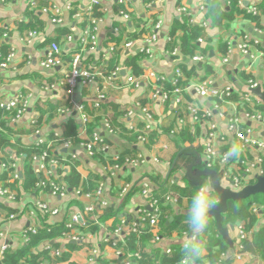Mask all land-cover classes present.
Returning <instances> with one entry per match:
<instances>
[{
	"label": "crops",
	"instance_id": "0c3cea01",
	"mask_svg": "<svg viewBox=\"0 0 264 264\" xmlns=\"http://www.w3.org/2000/svg\"><path fill=\"white\" fill-rule=\"evenodd\" d=\"M31 1L35 2L34 9H30ZM90 1L0 0V47L6 45L12 55L8 67L0 70V101L22 97L27 103L26 111L16 121L10 118L13 113L6 112L0 116L10 129L7 134L0 127V132L8 136L10 143L18 140L23 147L45 143L47 149L62 160L55 168L52 178L58 185L65 187L64 175L57 173L59 169L66 171L65 163H76V171L85 183L90 177L100 179L89 192L79 193L78 190L65 189L64 195H53L48 187H39V183L46 177L34 158L27 163L23 157L17 158L12 150L0 151V160L14 165L11 172L18 175L13 180L11 173L0 167V187L9 193L8 196H0V205L3 206L0 208V262L5 251L13 252L27 244L29 235L26 241L24 231L36 227L37 232L46 223L50 227L64 225L68 233L73 231L81 239L72 241L65 235L58 238L56 242L59 246L51 247L49 252L50 257L55 260L54 264H123L126 260H129V264H137L135 254L125 251L123 233L127 232L128 221L137 219L141 215L140 210L148 209L146 200L140 195V182L143 179L151 181L153 194L158 198L160 192L164 191L163 186L194 188L204 177L205 185L212 183L208 175L197 177V173L204 168V135L210 121L215 123L218 132L225 138L226 143L222 148L227 155L233 144H238L235 135L228 130L231 117L239 118L241 128H250L252 137L264 142V121L243 117L246 112H252V108L264 112V101L256 95L252 94L251 103L244 100L245 95L249 94L246 86L249 80L256 82L264 92L263 0H217L225 12L230 11L234 15L231 22H223L220 27L211 24L207 9L209 0L204 11H199L198 0H127L126 4H120L117 0H98L94 25L87 13ZM147 3H151L149 7ZM53 7L61 12L62 24L51 22L54 14L49 10ZM183 7L192 13V22L179 12ZM252 9L256 12L252 13ZM121 11L128 14L127 19L120 14ZM76 15H79L78 18ZM181 18H186L194 25L200 26L202 22L207 24L203 29L210 43L201 42L200 45L210 47V50L200 66L192 59L187 62L189 66L196 64L200 69L197 78L182 88L180 103L177 104L172 95L162 99L156 94L157 87L162 89V86L153 75L171 80L183 61L178 47L171 52L167 50L171 40L170 30ZM156 23L160 24L157 39L147 44L146 38L152 33ZM61 29L67 30L69 34L60 35L58 30ZM84 34L87 37L93 35L95 44L83 45L81 39ZM181 34L178 30L175 36L178 38ZM68 36H72L71 41H67ZM53 42L60 49V64L46 69L41 66V61ZM220 42L227 46L225 55L219 52ZM126 43H130V46L125 47ZM241 43L248 44L250 56L241 54L238 47ZM75 55L81 57L84 67L94 71L95 77L91 83L77 85L70 103L62 80ZM135 56L143 70L138 77L132 74L130 66L126 64L127 58ZM205 63L212 69V73L208 75L201 69ZM131 76L135 78V83L128 82L127 79ZM201 78L204 79L200 81ZM204 81L211 82V86L218 90L228 88L229 99L224 97L223 100L216 101L199 96L193 90V85ZM99 95L103 96L100 101ZM187 103H194L201 110L208 111L211 118L194 122L187 113ZM80 108L87 115L85 123L81 121ZM65 109L71 112H62ZM39 115L41 121L37 125ZM70 117L75 118L79 125L78 137L81 142L64 149L61 147L62 142L58 143V140H61L62 127ZM96 119L98 122L93 127L92 134L99 132L108 146L100 157L96 154L90 156L83 146L92 137V134L88 137L85 127L93 124ZM109 119L114 121L112 126ZM105 121L109 128L105 127ZM145 130L148 131L146 141L141 142L138 135ZM51 134L56 140L49 139ZM152 134L154 136L150 138ZM198 147H202V150L198 151ZM130 149L136 151V156L142 155L144 162L135 167L123 163L118 170L109 172L108 166L115 163L114 157L119 158L120 154ZM257 156L256 148L250 147L238 156H230V169L228 165H218L216 173L220 186L232 191L231 181L226 178L225 172L238 168L235 172L240 173L241 166L244 167L243 175L251 183L254 174L258 172ZM27 164L39 181L33 189L23 191L21 180ZM260 167L264 171V164ZM246 169L248 172H245ZM5 172L8 173L2 179ZM99 183L105 185L104 198L108 201V207L113 206L117 210L115 218H108L104 222L99 220L104 209L96 207L92 214L84 212V208L94 202L87 194L92 193ZM124 185L130 188L120 195V189ZM10 195L12 198H9ZM127 195L129 197L125 200ZM171 195L172 212L168 224L173 221V216L191 213L187 198H182L180 204H177L176 194ZM37 203H45L49 210L56 209L58 212L56 215L43 213L36 209ZM74 214H80L83 223L69 229L67 224ZM9 215L14 217L9 219ZM123 219L125 222L120 225ZM239 224L245 226L244 222L237 221L234 226L223 227L224 237L216 229V237L230 248L221 259H231L232 264H245L253 259L248 253H242L239 260L233 258V251L239 244ZM119 225L122 230L119 235H115L114 230ZM263 227L264 218L257 215L255 224L247 231L251 232L247 239L251 240L252 234ZM106 238L115 241V247L111 242H105ZM193 239L189 227L179 235L174 232L170 238L160 239L155 246H147L145 251L150 252L156 248L166 253L173 245L185 247ZM68 243L76 248H67ZM4 244L7 249L1 252ZM51 244L52 242L45 240L36 250H47ZM62 255L66 257L56 259ZM254 263L264 264V261L257 257Z\"/></svg>",
	"mask_w": 264,
	"mask_h": 264
},
{
	"label": "trees",
	"instance_id": "16d2710c",
	"mask_svg": "<svg viewBox=\"0 0 264 264\" xmlns=\"http://www.w3.org/2000/svg\"><path fill=\"white\" fill-rule=\"evenodd\" d=\"M145 1H152V0H145ZM208 15L211 21V24L216 27H220L223 25V22L229 23L233 20V13L225 12L221 7L220 3L217 0H209L207 4ZM262 8L264 11V0L262 3ZM98 8L95 7L93 12L96 14ZM180 30L182 32L181 36L178 38L175 36L176 32ZM58 33L63 36H67L69 32L67 30H58ZM170 37L171 40L168 42L167 50L171 52L174 50L175 47H178L179 54L183 61L178 65V70L180 72V76H174L173 79L168 80L165 79L164 81H159L158 84L162 86L163 92H171L174 87L184 88L188 83L197 78V74L199 71V67L194 64L192 66L188 65V61L192 59L197 53L201 55L209 54L210 47H201L200 43H198V39H202V42L210 43V39L207 38L204 34V29L199 25H194L188 22L186 18H181L180 21H177L174 27L170 30ZM219 52L222 54H226L227 46L224 42H220L218 46ZM9 54L8 47L6 45H2L0 47V63L6 58ZM126 64L130 66L131 72L134 76L138 77L142 75V68L138 64V57H130L126 59ZM202 67V66H201ZM205 75L212 73L211 67L205 63L201 68ZM204 78H201L202 81ZM175 81V83H174ZM173 84H175L173 86ZM229 99V97H227ZM230 99H232L230 97ZM218 101L217 99H215ZM53 111V110H52ZM5 111L0 109V116L5 115ZM53 114V113H52ZM41 117L37 119V125L40 124ZM110 121V119H109ZM97 119L93 124H88L86 128V134L88 137H91L93 132V127L97 124ZM114 124L113 119L110 121L109 124L111 126ZM0 127L3 129L4 132L7 134L10 132V129L7 125L6 121L0 119ZM78 129L79 125L75 122V118L70 117L66 123L62 127V136L59 142L69 141L72 146L79 144L81 141L78 137ZM154 134L150 138H152ZM49 139H55L56 137L53 134L49 135ZM104 143H106L104 141ZM107 144V143H106ZM99 147L96 146L94 151L97 157L103 153L99 151ZM3 149H9L14 152L17 158L23 157L25 162H31L35 156L41 155L44 151H46L49 156H56L50 150L47 149L45 143L38 144V145H31L29 147H23L19 144L18 140L15 143H10L8 136L0 132V151ZM198 151L202 150V147H198ZM221 152L224 153L225 151L223 148ZM136 157V151L134 149H130L127 152H124L119 155L118 160L116 161L117 164L123 165L127 158H134ZM49 158V157H48ZM58 161L62 163V160L58 158ZM48 160V159H47ZM67 169H59L57 173H62L63 182L66 189L71 190H78L80 193L89 192L95 188V184L100 179L96 177H90L86 183L84 180L81 179L80 175L76 171V163H65ZM204 165V164H203ZM204 167V166H203ZM213 170H218V165L213 167ZM240 173L244 174V167H240ZM8 172H5L2 176V179H5ZM23 179L21 188L23 191H29L35 187L36 182H38L37 175L32 171L30 166L27 164L25 166L23 172ZM206 177L203 178L202 182L196 185L194 188H180L175 185L172 186H163L162 189L164 191L160 192L159 194V216H158V223H157V230L153 231L150 228L148 220H145V227L142 229V232L139 235H136L131 232L123 233V245L125 251L131 252L134 254H138V257H135L134 260L137 264H179L182 260L185 259L184 255V247L181 245H173L170 249L169 253H162L158 249L153 248L150 252H146L145 248L147 246H155L156 242L154 238L157 236L160 239L170 238L174 232L178 235L182 231H186L189 229V225L187 221L190 218V213L188 214H180L173 216V221L171 223L168 222V218L172 212L171 201H166L165 197L170 196L171 194H176L177 196V204H180L182 198H187L189 201V206L191 207L193 203V199L195 195L198 193L200 188L205 186L204 180ZM97 181V182H96ZM171 193V194H169ZM130 195V194H129ZM127 195L126 199L129 197ZM258 195L249 197L248 199L240 200V201H228L226 210L221 214V225L222 227L227 226H234L237 221H242L245 223V230H250L256 222V216L252 211V207L254 205H263V202L258 200ZM217 196V195H216ZM262 196V195H261ZM264 196V195H263ZM0 208H3L0 205ZM117 216V210L114 209L113 206L104 208L103 214L99 217V220L104 222L108 218H115ZM217 227L216 222L212 216H210L209 224L207 229L204 232L203 237H194L193 240L196 239H203L204 244L206 246V252L204 258L202 260H198L197 264H232V260H223L221 259L223 255L227 254L230 250L227 243L222 240H219L217 235ZM68 232V229L64 225H57L54 227H50L46 223H43L42 227L37 230L34 234H29V241L24 246L18 248L17 250L10 252L5 251L1 258V264H54L55 260L50 257V249L51 247H58L59 244L57 241L58 238H62ZM52 242V244L47 248V250H36L37 247L43 241ZM192 240V241H193ZM191 241V242H192ZM190 242V243H191ZM242 246V253L250 254L253 259L245 264H257L254 263L256 258H261L264 261V227L260 228L257 232L252 234V239L248 240L242 239L239 241ZM189 243V244H190ZM204 246V245H202ZM67 248L73 250L76 246L68 243ZM66 255H62L58 259H64ZM188 262L191 261V257L188 258Z\"/></svg>",
	"mask_w": 264,
	"mask_h": 264
},
{
	"label": "built area",
	"instance_id": "2783aa9c",
	"mask_svg": "<svg viewBox=\"0 0 264 264\" xmlns=\"http://www.w3.org/2000/svg\"><path fill=\"white\" fill-rule=\"evenodd\" d=\"M117 1L120 4H124V3L126 4L127 2V0H117ZM198 3H199V6H198L199 11H204L206 9L205 5L207 3V0H198ZM150 4L151 3H147V7H149ZM98 5H99L98 0H91L90 6L87 9V13L91 16V23L93 25L95 24L97 20L94 17L93 10L95 7H98ZM34 7H35V2L31 1L30 9H34ZM49 11H51L54 14V16L51 19V22L57 25L62 24L61 12L59 11V9L57 7H53ZM179 12L182 15L189 17L190 21L192 22V13L188 11L186 7L180 8ZM251 12L255 13L256 10L252 9ZM120 14L125 19L128 18V14L122 11L120 12ZM78 16L79 15H76L75 17L78 18ZM200 26L205 29L207 27V24L205 22H202ZM159 29H160V24L156 23L153 26L152 33L146 38L147 44L153 43L157 39V32ZM71 39H72V36L67 37V41H71ZM94 41H95V37L93 35H90V37H87V34L81 39V42L83 45H86L88 43L94 45L95 44ZM201 42H202V39H198V43H201ZM128 46H130V43L125 44V47H128ZM238 47L242 55L244 56L251 55L250 48L247 43H241ZM146 51L149 52L148 49ZM59 56H60L59 46L54 42L51 43L45 58L41 61V66L43 68L50 69V68H53L59 65L60 64ZM11 58H12L11 54H8V56L4 58V60L0 63V70L8 67V64L10 63ZM205 58H206L205 55H201L200 53H197L195 56L192 57V61L194 63H197V62L202 63L205 60ZM174 75L177 77L180 76V72L178 69L175 71ZM94 77H95L94 71L87 67H84L83 64L81 63V57L79 55H75L73 59L71 60L69 64V69L66 71L64 78L62 80V85H64V89H65V95L71 100L70 103H72L74 89L77 87V85L79 84L85 85V84L91 83ZM153 77H155L157 82L165 80V78L161 76L153 75ZM127 80L130 84L135 83V78L132 76L128 77ZM174 85L175 84H173V86ZM246 86H247V91L249 94L245 95L244 100L247 103H251L253 102L251 101V97H252L251 90L256 87H260V86L252 80L247 81ZM157 89L158 90L156 91V94H159L162 99H166L172 95L174 97L175 102L177 104L180 103L179 96L182 91L181 88L175 86L174 89L169 93L163 92L161 87H157ZM193 90L201 97H207L212 100L217 99L218 101L219 100L221 101L223 100L224 97H228L230 95V90L228 88L218 90L212 87L211 82H208V81L194 84ZM102 98H103L102 95L98 96L99 101ZM26 108H27V103L22 97H15L8 101H0V109L4 110L5 112L13 113L12 117H10L12 121H16L20 119L21 116L26 111ZM79 110L81 112V121L82 123H85L87 121V115L85 113H82V108H80ZM186 110H187L188 115L191 117V119L194 122L206 121L209 118H211V113H209L208 111L201 110L194 103H187ZM251 111L252 112H246L243 115V117L249 120H254V121H264V112H260L257 108H254V109L252 108ZM62 112H71V111L69 109H65ZM129 114H131V112H129ZM104 125L106 128H109L107 121H105ZM146 129L149 130L148 127ZM228 130L231 134L235 135V138L238 141L237 143L243 146V149H244L243 152L248 150L250 147L256 148L258 152V156L256 157V164H257L258 172L254 174V177L252 178L253 181L251 183H249V179L246 176L235 172V171H238V168H235L234 170L232 169L230 171L228 170V172H225L226 178L232 182V188H233L232 190L240 191L245 186L252 184L257 176H264V171L260 169L261 168L260 166L264 164V142L255 140L252 137V130L250 128H241L239 125V118L237 117H231L229 119ZM147 134H148V131L146 130L144 132L141 131V133L138 135L139 141L141 142L146 141ZM225 143H226L225 138L220 135L215 123L213 121H210L207 126V131L205 132V135H204V159H203L204 168L213 169V167L216 165H228L229 166L228 168L230 169V164H228L230 161V157L226 153L221 152V148L225 145ZM71 146L72 145L69 141L68 142L63 141L61 143V147L64 149H68ZM83 146L85 147V149L87 150L90 156H93L95 154L94 149L96 146L99 147L98 149L101 152H106L108 149V146L104 143L103 137L97 131H95L92 134L91 139L85 142ZM72 158H74V156ZM34 159L36 163H38V167L40 171H43L46 177L44 181L39 183V187L40 188L48 187L51 190V193L53 195H60V196L64 195L66 188L64 186L56 184L52 180L54 176V170L60 164V162L57 159V156H49V154L46 151H44L41 155L35 156ZM117 160H118V157L117 156L114 157L115 163L110 164L108 166L109 172L116 171L120 168L121 165L116 163ZM142 162H144L143 157L142 155L138 154L134 158H127L124 162L125 163L124 165L135 167ZM235 163L238 164L237 162ZM0 167L4 170L9 171V173H11L12 175L11 179L14 180L18 178V175L16 174V172L14 173L11 172V169L15 167L14 165L5 164L4 162L0 160ZM245 172H248V170L246 169ZM129 188L130 187L128 185H124L120 189L121 191L120 195H123L124 193H126V191ZM104 193H105V185L104 183H99L96 189L92 193L87 194V196H90L91 198L94 199V202L90 205H87L84 208V212L86 214L94 213L96 211V207L100 209H104L108 207V201L104 198ZM8 194L9 193L6 189L0 187V196H8ZM140 195L146 200L148 209L140 210L139 212L141 215L137 219L130 220L127 223L128 224L127 231L134 233L136 235H139L142 232V229L145 227V220H148L150 228H152L153 231H156L157 223H158V216H159V211H158L159 206L158 205H159L160 199L157 197V195L153 194V188L151 185V181L149 179H143L140 182ZM9 198H12L11 195L9 196ZM165 200L172 201V197L166 196ZM36 209L43 213H49L50 215H56L58 212L56 209L49 210L45 203H37ZM252 211L255 214L260 215L264 218V205H259V206L254 205L252 207ZM8 217L9 219H12L14 215H9ZM94 222L96 223V220H94ZM124 222L125 220L123 219L120 225L124 224ZM81 223H83L82 216L80 214H74L71 216L70 222L67 224V227L69 229H72L73 226L81 225ZM120 225L114 230L115 235H119V233L121 232L122 227ZM35 232H36V227L28 228L26 231H24L23 235L25 237V240L26 241L28 240L29 234H34ZM250 234L251 232H247L244 229L243 224L238 225L239 241H241L242 239L248 238ZM65 237L72 241L81 240L79 234L73 231H71L70 233L67 232L65 234ZM154 241L157 243L160 241V238L156 236L154 238ZM105 242H111V245L114 247L116 245L115 241L109 240L108 238L105 239ZM6 249H7V246L5 244L2 245L1 252H4ZM241 250H242V246L239 242L237 248L234 249L233 251L234 259L236 260L241 259V255H242ZM169 252L170 250L167 249L166 253H169ZM134 256L138 257V254H135ZM183 261L184 260H182L179 264H182ZM129 263H130L129 260H126L123 264H129ZM185 264H190V262L186 261Z\"/></svg>",
	"mask_w": 264,
	"mask_h": 264
},
{
	"label": "clouds",
	"instance_id": "9594fccd",
	"mask_svg": "<svg viewBox=\"0 0 264 264\" xmlns=\"http://www.w3.org/2000/svg\"><path fill=\"white\" fill-rule=\"evenodd\" d=\"M243 150L242 145L234 143L232 149L228 153V156H238L243 152ZM218 204L219 199L216 196V189L211 182L203 186L195 195L191 205L190 218L187 221L194 237L204 236V232L209 224L210 213ZM205 252L206 246L204 244V240H193L190 244L184 247L185 259L182 264H185L189 257H191L190 264H196L198 260H202L204 258Z\"/></svg>",
	"mask_w": 264,
	"mask_h": 264
},
{
	"label": "water",
	"instance_id": "95a60500",
	"mask_svg": "<svg viewBox=\"0 0 264 264\" xmlns=\"http://www.w3.org/2000/svg\"><path fill=\"white\" fill-rule=\"evenodd\" d=\"M198 65L200 66V63ZM251 93L264 101V92L261 91L260 87L252 89ZM200 175H208L216 189V195L219 199V204L213 208L210 216L214 218L216 227L218 231L222 233L223 237L225 236V229H223L221 225V214L226 210L227 202L248 199L249 197L256 194L264 195V176H257L252 184L245 186L240 191H230L225 190L220 186L219 176L215 170L203 168L197 173V177ZM230 184L232 185V182H230Z\"/></svg>",
	"mask_w": 264,
	"mask_h": 264
},
{
	"label": "rangeland",
	"instance_id": "374dc122",
	"mask_svg": "<svg viewBox=\"0 0 264 264\" xmlns=\"http://www.w3.org/2000/svg\"><path fill=\"white\" fill-rule=\"evenodd\" d=\"M258 200H259L260 202H263V201H264V196H263V195L261 196V194H259V195H258ZM263 205H264V203H263Z\"/></svg>",
	"mask_w": 264,
	"mask_h": 264
}]
</instances>
